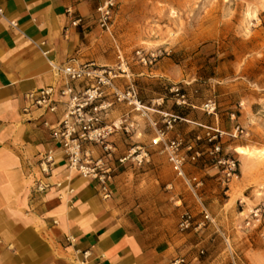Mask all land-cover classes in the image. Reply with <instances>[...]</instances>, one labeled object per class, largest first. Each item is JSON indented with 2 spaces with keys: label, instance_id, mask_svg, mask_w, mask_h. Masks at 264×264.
<instances>
[{
  "label": "rangeland",
  "instance_id": "374dc122",
  "mask_svg": "<svg viewBox=\"0 0 264 264\" xmlns=\"http://www.w3.org/2000/svg\"><path fill=\"white\" fill-rule=\"evenodd\" d=\"M109 2L107 24L101 11L97 19L102 46L115 50L116 63L108 66L123 64L126 87L151 105L147 112L158 104L154 96L169 101V111H159L162 129L164 113L180 117L163 130L159 145H144L136 135L114 171L119 191L113 199L136 226L185 239L174 262L264 264V212L260 221L252 215L264 204V156L237 151L264 150V0H98V8ZM182 95L185 102L178 103ZM209 99L217 102L215 114L202 109ZM205 126L222 132L214 141L221 146L217 154ZM174 139L182 141L186 176L203 182L198 197L164 149ZM219 159L236 160L239 177L228 182ZM186 211L192 226L181 231Z\"/></svg>",
  "mask_w": 264,
  "mask_h": 264
},
{
  "label": "crops",
  "instance_id": "0c3cea01",
  "mask_svg": "<svg viewBox=\"0 0 264 264\" xmlns=\"http://www.w3.org/2000/svg\"><path fill=\"white\" fill-rule=\"evenodd\" d=\"M0 6V264H80L84 251L91 264H174L185 239L156 237L136 226L113 199L118 184L112 183V196L104 199L97 181L68 168L52 139L65 105L55 112L30 108L29 93L65 84L55 66L72 60L116 63L115 50L100 41L98 0H0ZM76 18L81 21L75 25ZM124 77L115 82L122 91L129 84ZM73 86L81 90L87 84ZM108 99L114 105L103 123L124 122L130 130L110 138L116 151L110 164L119 171V158L132 148L136 135L151 145L164 127L159 111L170 106L154 96L158 104L145 117L111 94ZM86 148L94 157L103 154L92 143ZM49 151L55 162L47 173L41 160ZM40 182L49 185L44 192L37 189Z\"/></svg>",
  "mask_w": 264,
  "mask_h": 264
},
{
  "label": "built area",
  "instance_id": "2783aa9c",
  "mask_svg": "<svg viewBox=\"0 0 264 264\" xmlns=\"http://www.w3.org/2000/svg\"><path fill=\"white\" fill-rule=\"evenodd\" d=\"M113 6V2H109L105 7H99L98 11L102 12L103 25L107 24L109 19L108 7ZM4 10L0 6V15H3ZM81 18H76L73 24L80 23ZM13 25L15 23L12 22ZM142 61L146 62V58L142 56ZM58 74H61L65 79V84L60 89L54 86H49L38 91L29 93L30 108H44L51 112H55L59 104L65 105V114L61 119L57 128L52 132V139L59 145L67 166L71 170L78 171L83 177L97 181L99 192L104 199H109L112 196L111 184L114 176V168L110 164V160L115 153V145L110 140L113 134L119 130H128V126L124 122L104 124L105 117L109 110L114 105V101H110L108 97L113 95L117 101H124L132 105L134 109L147 115V108L141 100H139L135 89L128 88L125 91L120 90L116 85V79L125 73L123 64L119 66H102L95 62L77 63L72 60L63 66H55ZM77 81L86 82L87 86L84 89L77 90L73 83ZM111 90V93H108ZM185 96L179 98L178 103L185 102ZM217 102L214 99L207 100L202 109L208 114L217 112ZM166 118V129L173 127V122L178 118L177 115L164 113ZM209 142L213 143L212 153H219L221 146L215 144V139L222 136V132L215 127L205 126ZM158 130V137L152 140L153 145H159L165 138L166 132ZM241 131V126H238L236 132ZM211 131L217 132L211 135ZM87 143L100 146L103 154L94 157L92 152L86 148ZM182 141L178 139L164 141V149L168 153L169 161L176 174L185 179L193 194L198 197V189L203 182L197 177L189 178L184 171L185 157L180 153ZM192 147H190L191 149ZM128 157L120 158L119 161L123 164ZM196 156L193 155L192 159ZM142 161V160H140ZM54 154L49 151L41 160V167L44 172L49 173L51 166L54 164ZM218 163L226 164L225 175L226 180L238 178V168L236 160H222ZM49 185L40 182L37 189L44 192ZM264 212V204L257 207L252 213L256 221H260ZM205 218L211 220V214L204 207L202 210ZM250 224V222H249ZM192 226V215L186 211L180 219L179 229L186 231ZM71 242V238H68ZM90 253L84 251L80 264H91L89 261ZM185 259H178L174 264H183Z\"/></svg>",
  "mask_w": 264,
  "mask_h": 264
},
{
  "label": "bare ground",
  "instance_id": "6f19581e",
  "mask_svg": "<svg viewBox=\"0 0 264 264\" xmlns=\"http://www.w3.org/2000/svg\"><path fill=\"white\" fill-rule=\"evenodd\" d=\"M237 151L244 157H250V156L261 157V156H264V150H248L244 147H238Z\"/></svg>",
  "mask_w": 264,
  "mask_h": 264
}]
</instances>
